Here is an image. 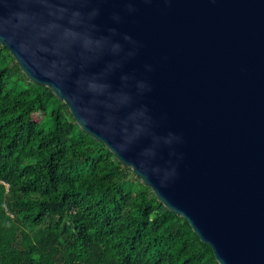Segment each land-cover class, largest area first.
<instances>
[{
	"label": "water",
	"instance_id": "95a60500",
	"mask_svg": "<svg viewBox=\"0 0 264 264\" xmlns=\"http://www.w3.org/2000/svg\"><path fill=\"white\" fill-rule=\"evenodd\" d=\"M132 7L126 11L122 0H51L49 7L0 0V47L164 208L185 219L217 264H264V0H135ZM58 8L85 17L97 9L94 28L48 14ZM53 20L95 39L110 37L122 51L92 54L75 41L57 57L52 36L39 41L48 52H19V42L32 41ZM129 51L134 55L125 57ZM61 58L67 64L58 87L36 64ZM94 76L107 85L102 92L77 83ZM138 82L148 87L140 90Z\"/></svg>",
	"mask_w": 264,
	"mask_h": 264
},
{
	"label": "trees",
	"instance_id": "16d2710c",
	"mask_svg": "<svg viewBox=\"0 0 264 264\" xmlns=\"http://www.w3.org/2000/svg\"><path fill=\"white\" fill-rule=\"evenodd\" d=\"M0 264L217 262L0 47Z\"/></svg>",
	"mask_w": 264,
	"mask_h": 264
},
{
	"label": "clouds",
	"instance_id": "9594fccd",
	"mask_svg": "<svg viewBox=\"0 0 264 264\" xmlns=\"http://www.w3.org/2000/svg\"><path fill=\"white\" fill-rule=\"evenodd\" d=\"M42 2L46 7H49L51 0H42ZM122 2H124L127 5L126 11L128 12L135 11V9L132 7V4L135 2V0H122ZM97 11H98L97 9H93L85 17L78 10L58 8L55 11H49L48 14L50 16H54L56 20H62L64 19L65 15H67L68 23L71 25L84 26L85 28H94V25L90 24L89 21H91L97 15ZM57 13H59V15H57ZM113 19L119 21L120 16L114 15ZM109 31L112 34H115V29H110ZM52 36H55L53 55L57 57H63L62 49L66 48L69 44L75 41H79L82 48L86 52L92 54L101 52L105 48L110 49V51L113 54H119L122 51L121 45L118 43H112L110 37H102L99 39H95L92 37L89 31L78 32L75 31L74 28L65 27L55 22V20L47 24L40 25L32 41H21L16 46L20 53L34 57L36 56L37 50L40 52L49 51V48L39 43V41L48 40ZM2 39L3 38L0 37V41H2ZM123 39L127 41L133 48L136 47V41L132 40L131 37L125 35ZM13 42H14L13 39L9 37L8 44H12ZM34 42H35V48L33 46ZM132 55H134V51H129L125 54V57ZM66 64L67 61L61 58L59 60H53L49 62L46 67L36 64V68L40 71L41 75H43L44 77H46L51 81L57 82L56 85L59 87L60 77L58 76V73L65 70L64 66ZM114 66H118V65H109L110 68ZM149 70H151L150 67ZM67 71H71V69L69 68L67 69ZM122 79H127V77H122ZM77 83L81 85H85L86 89L91 92H102L107 87V85L99 83L98 77L95 76L92 78L81 77V79L78 80ZM137 86L140 90H144L148 87L144 82H138ZM60 89L62 91V87H60ZM120 98L123 101H127L129 99V97L126 94L122 95ZM71 100L74 103L75 97H72ZM139 114L143 116L144 113L140 112ZM79 119L83 121L85 126L87 125V120L83 116L79 117ZM176 139L179 140V137H176ZM118 147L120 148L121 151H124L122 145H118Z\"/></svg>",
	"mask_w": 264,
	"mask_h": 264
},
{
	"label": "rangeland",
	"instance_id": "374dc122",
	"mask_svg": "<svg viewBox=\"0 0 264 264\" xmlns=\"http://www.w3.org/2000/svg\"><path fill=\"white\" fill-rule=\"evenodd\" d=\"M35 120H39L40 118H41V115H39V114H36V115H34V117H33ZM130 183V182H129Z\"/></svg>",
	"mask_w": 264,
	"mask_h": 264
}]
</instances>
